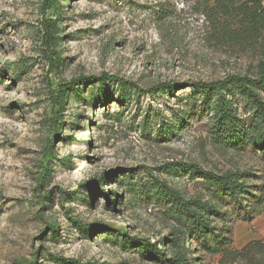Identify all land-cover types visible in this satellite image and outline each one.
I'll list each match as a JSON object with an SVG mask.
<instances>
[{
	"label": "rangeland",
	"instance_id": "obj_1",
	"mask_svg": "<svg viewBox=\"0 0 264 264\" xmlns=\"http://www.w3.org/2000/svg\"><path fill=\"white\" fill-rule=\"evenodd\" d=\"M247 1L53 0L44 10L43 0H0V264H168L154 247L167 258L183 252L189 264H221L159 192L166 183L212 205L210 224L220 228L233 203L220 205L184 168L238 172L264 189V151L216 142L210 113L190 108L193 91L183 87L257 76L264 10L253 24ZM102 74L128 83L59 90ZM162 82L177 86L153 89ZM263 238L264 204L232 223L233 249Z\"/></svg>",
	"mask_w": 264,
	"mask_h": 264
},
{
	"label": "trees",
	"instance_id": "obj_2",
	"mask_svg": "<svg viewBox=\"0 0 264 264\" xmlns=\"http://www.w3.org/2000/svg\"><path fill=\"white\" fill-rule=\"evenodd\" d=\"M53 0H43V9L49 8ZM262 0H248L253 2L250 6V22L257 23L260 16L256 9L261 8ZM255 17V18H254ZM261 23L264 25V13ZM51 23L45 24V46L52 55V44L57 36L51 30ZM242 24V22H240ZM51 60V56H49ZM104 79L114 80L125 86L128 82L110 74L100 76H80L65 83L59 90L65 94L72 85H88L95 81L102 82ZM177 86V84L162 82L153 89L157 92L166 93ZM191 87V107L193 110L201 108L210 113L212 137L216 142L240 145L250 142L256 149L264 151V61L258 64L256 77L231 74L224 78L211 81H187L183 87ZM120 97H125L121 92ZM58 98V96H56ZM201 100L198 102L197 98ZM238 99V100H236ZM240 100V102H238ZM241 103V104H240ZM250 113V123L245 124L239 115L238 106ZM55 131V129H54ZM49 157L45 158L47 161ZM184 170L191 175L197 174L202 177L207 185L211 196L220 202V205L233 203L236 210L235 216L226 224L225 213L221 214L223 225L220 228L211 226L209 218L217 214L212 205L206 204L198 199H184L180 194L166 183H160L159 198L170 203V208L183 226L186 227L187 235L199 239L204 249L221 255V264H264V238L252 240L246 243L241 249H233L232 244V223L245 217L252 220L254 213L264 204V189L259 186H248L242 180V174L238 172L214 173L197 166L189 164ZM243 199H247L242 205ZM166 248V247H165ZM165 249L152 248V253L158 260L168 264H189L183 252L179 251L174 256L167 258Z\"/></svg>",
	"mask_w": 264,
	"mask_h": 264
}]
</instances>
